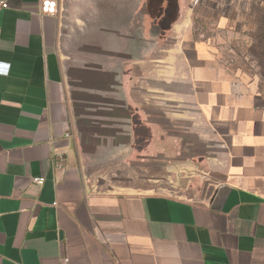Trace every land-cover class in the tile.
<instances>
[{
  "label": "crops",
  "instance_id": "0c3cea01",
  "mask_svg": "<svg viewBox=\"0 0 264 264\" xmlns=\"http://www.w3.org/2000/svg\"><path fill=\"white\" fill-rule=\"evenodd\" d=\"M3 1L0 264H264V95L197 34L200 0ZM101 151L172 162L178 194L94 186Z\"/></svg>",
  "mask_w": 264,
  "mask_h": 264
},
{
  "label": "rangeland",
  "instance_id": "374dc122",
  "mask_svg": "<svg viewBox=\"0 0 264 264\" xmlns=\"http://www.w3.org/2000/svg\"><path fill=\"white\" fill-rule=\"evenodd\" d=\"M199 5L207 9L199 13L202 22L196 27L197 34L208 41L227 70L238 73L264 95V56L257 51L259 29L264 25V0H200ZM99 153L86 158V174L94 186L105 189L114 183L129 184L178 194V185L169 182L176 173L172 162L126 163L109 157L111 151Z\"/></svg>",
  "mask_w": 264,
  "mask_h": 264
},
{
  "label": "water",
  "instance_id": "95a60500",
  "mask_svg": "<svg viewBox=\"0 0 264 264\" xmlns=\"http://www.w3.org/2000/svg\"><path fill=\"white\" fill-rule=\"evenodd\" d=\"M84 117L83 120L86 123L82 122L80 125L82 126V133L79 134V144L81 147V151L83 154L88 155V151L90 150L91 146L94 145V140L91 139L96 137V131L98 129H102L104 125L105 119H107L108 109L102 106H95L92 102H89L86 107L83 108ZM91 122L88 125L87 122ZM106 123V122H105Z\"/></svg>",
  "mask_w": 264,
  "mask_h": 264
},
{
  "label": "built area",
  "instance_id": "2783aa9c",
  "mask_svg": "<svg viewBox=\"0 0 264 264\" xmlns=\"http://www.w3.org/2000/svg\"><path fill=\"white\" fill-rule=\"evenodd\" d=\"M8 4L7 1L0 2V11L7 9ZM41 9L43 13L54 14L56 13V4L54 2L48 0L41 1ZM34 181L38 184H42L43 179H34Z\"/></svg>",
  "mask_w": 264,
  "mask_h": 264
},
{
  "label": "trees",
  "instance_id": "16d2710c",
  "mask_svg": "<svg viewBox=\"0 0 264 264\" xmlns=\"http://www.w3.org/2000/svg\"><path fill=\"white\" fill-rule=\"evenodd\" d=\"M257 51L260 55L264 56V25L262 28L259 29L258 50Z\"/></svg>",
  "mask_w": 264,
  "mask_h": 264
}]
</instances>
